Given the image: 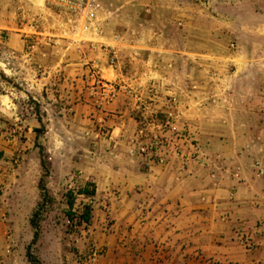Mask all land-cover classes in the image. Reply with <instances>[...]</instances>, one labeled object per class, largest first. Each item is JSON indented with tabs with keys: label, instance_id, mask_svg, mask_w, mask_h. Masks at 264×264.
Returning a JSON list of instances; mask_svg holds the SVG:
<instances>
[{
	"label": "crops",
	"instance_id": "0c3cea01",
	"mask_svg": "<svg viewBox=\"0 0 264 264\" xmlns=\"http://www.w3.org/2000/svg\"><path fill=\"white\" fill-rule=\"evenodd\" d=\"M129 2L110 10L101 0L102 33L75 35L46 0H0L4 192L20 137L43 123L49 139L71 143L65 158L97 192L119 194L134 225L131 254L143 240L149 256L135 264H264L261 0ZM92 68L134 92L101 103ZM172 98L175 126L196 147L171 151L165 163L132 153L143 122Z\"/></svg>",
	"mask_w": 264,
	"mask_h": 264
},
{
	"label": "rangeland",
	"instance_id": "374dc122",
	"mask_svg": "<svg viewBox=\"0 0 264 264\" xmlns=\"http://www.w3.org/2000/svg\"><path fill=\"white\" fill-rule=\"evenodd\" d=\"M107 8L114 10L128 5L130 0H102ZM157 0H154L156 2ZM160 3L163 0H158ZM170 2L179 0H169ZM185 4L196 2L207 4L209 0H180ZM140 7L147 6L148 0ZM153 4V3H150ZM157 4V3H156ZM259 4L264 6V0ZM47 111L38 107V116L43 120ZM37 135L23 133L20 137L21 149L9 160L12 162L13 176L8 192L0 184V264H135L145 262L149 256L144 254L145 245L137 249L138 256L131 254L133 239L129 233L134 228L128 220L126 205L119 204V194L104 197L106 189L101 188L95 196H86L79 191L86 187V181L78 168L65 158L69 144L63 139L47 137L46 126L42 123ZM79 147L80 143H72ZM43 161L44 165L43 166ZM65 162V163H64ZM44 176L45 191L39 182ZM51 188H48L49 186ZM111 191V190H110ZM109 192V191H108ZM43 195L46 197L43 198ZM76 198L69 217V197ZM113 198V199H111ZM85 204L92 207V220L82 221ZM39 209L38 222L40 239L31 244L34 227L31 218ZM39 260L32 263L27 257V247ZM157 259H161L156 255ZM156 259V258H154ZM162 260V259H161Z\"/></svg>",
	"mask_w": 264,
	"mask_h": 264
},
{
	"label": "built area",
	"instance_id": "2783aa9c",
	"mask_svg": "<svg viewBox=\"0 0 264 264\" xmlns=\"http://www.w3.org/2000/svg\"><path fill=\"white\" fill-rule=\"evenodd\" d=\"M46 7L65 23L64 27L72 34L77 35L80 30L84 33H102L101 0H46ZM25 34L28 38L30 35H36V32ZM109 60L113 66L117 63L114 51L110 52ZM90 76L93 79V89L99 94L101 103L113 101L123 89L134 92L125 85L104 79L94 68L90 70ZM175 102L174 98L170 99L171 106L166 112L156 113L151 119L143 122L134 137L136 147L131 149L132 153L138 151L150 156L151 160L165 163L171 151L181 154L182 146L190 144L196 147L188 129L179 130L175 126L176 113L172 106Z\"/></svg>",
	"mask_w": 264,
	"mask_h": 264
},
{
	"label": "trees",
	"instance_id": "16d2710c",
	"mask_svg": "<svg viewBox=\"0 0 264 264\" xmlns=\"http://www.w3.org/2000/svg\"><path fill=\"white\" fill-rule=\"evenodd\" d=\"M40 129H37V132H40ZM43 166L44 165V161H43ZM39 186L41 191H45V187H44V176L41 178L40 182H39ZM80 194H84L86 196H95L96 194V185L94 183H89L86 187H84L83 189H81L79 191ZM46 196L43 195V198H45ZM75 200L76 198L74 196L71 195V197H69V207L70 210L68 211V215L69 217L74 216V213L71 211L75 205ZM38 214H39V209L37 211L34 212L32 218H31V224L34 227L35 231H34V235H33V239L31 244H35L38 242V240L40 239V227H39V222H38ZM82 221L89 224L92 220V207L90 206V204H85L84 208H83V212L81 215ZM31 244L27 247V257L29 259L30 262L32 263H39V260L31 253Z\"/></svg>",
	"mask_w": 264,
	"mask_h": 264
}]
</instances>
